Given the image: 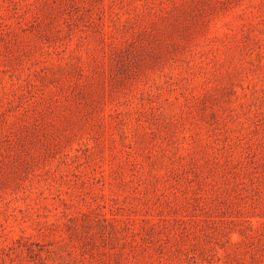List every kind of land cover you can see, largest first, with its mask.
Listing matches in <instances>:
<instances>
[{
  "label": "rangeland",
  "instance_id": "rangeland-1",
  "mask_svg": "<svg viewBox=\"0 0 264 264\" xmlns=\"http://www.w3.org/2000/svg\"><path fill=\"white\" fill-rule=\"evenodd\" d=\"M0 264H264V0H0Z\"/></svg>",
  "mask_w": 264,
  "mask_h": 264
}]
</instances>
